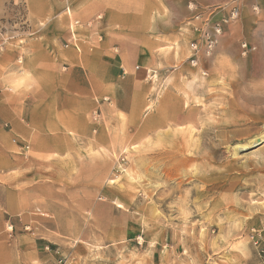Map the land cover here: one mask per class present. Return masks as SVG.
Instances as JSON below:
<instances>
[{"label":"rangeland","instance_id":"obj_1","mask_svg":"<svg viewBox=\"0 0 264 264\" xmlns=\"http://www.w3.org/2000/svg\"><path fill=\"white\" fill-rule=\"evenodd\" d=\"M244 1L0 0V51L22 37V72L31 41L43 36L63 48L71 30L89 50L108 41L124 60L154 54L149 110L163 119L138 141L127 130L104 182L119 190L109 201L128 215L125 236L102 238L88 214L85 237H66L36 208L3 220L0 264H12L14 240L28 258L27 238L41 264H264V24L243 32ZM233 8L238 16L223 23L212 51L200 42L192 52L195 26L204 25L194 11L209 28ZM256 136L261 142L251 144Z\"/></svg>","mask_w":264,"mask_h":264},{"label":"crops","instance_id":"obj_2","mask_svg":"<svg viewBox=\"0 0 264 264\" xmlns=\"http://www.w3.org/2000/svg\"><path fill=\"white\" fill-rule=\"evenodd\" d=\"M239 9L243 32L260 30L264 0H245ZM68 20L73 21L70 11ZM18 36L0 51V226L6 217L13 221L38 208L66 237H85L88 214L103 227L102 238L125 236L128 215L109 201L119 190L104 182L113 176L127 130L138 141L148 124L162 123L149 110L154 54L137 50L124 60L108 41L89 50L71 30L63 48L43 36L31 41L22 72ZM100 192L107 202L97 197ZM25 242L31 255L20 257L14 240L11 263L41 264L34 240Z\"/></svg>","mask_w":264,"mask_h":264},{"label":"built area","instance_id":"obj_3","mask_svg":"<svg viewBox=\"0 0 264 264\" xmlns=\"http://www.w3.org/2000/svg\"><path fill=\"white\" fill-rule=\"evenodd\" d=\"M194 12H195L194 13V19L198 20L199 22L204 21L203 22L204 25L202 28L199 26H195V30L200 33V36H199V39L197 41H193L190 43V49L192 52L196 51L197 47H198L197 44L201 42V44L204 47L205 52L209 54L212 51L213 47L215 46L217 36L221 32V28H222L223 23H228V22L236 19L238 16V9L233 8L225 18H222L219 21L212 22L210 24L209 28L207 26L208 24H207L205 18L203 17V13L200 10H195ZM241 46L243 49H246L245 43H243ZM190 63L195 65L196 64V58L192 56L190 58ZM37 211L41 215H45V213H43L39 210H37ZM256 242L257 241H255L254 243H256ZM61 263H62V259H59L56 264H61Z\"/></svg>","mask_w":264,"mask_h":264},{"label":"bare ground","instance_id":"obj_4","mask_svg":"<svg viewBox=\"0 0 264 264\" xmlns=\"http://www.w3.org/2000/svg\"><path fill=\"white\" fill-rule=\"evenodd\" d=\"M262 135H263V134H262ZM262 135H261V136H262ZM259 136H260V135H259ZM262 139H263V138H262ZM259 141H260V140H259V137L256 136L255 138H253V139L250 140V143H251V144H253V143H255V142L258 143ZM260 142H261V141H260ZM249 145H250V144H249ZM240 146H244V145H238V147H240ZM252 146H253V145H252ZM238 147H236V148L239 149Z\"/></svg>","mask_w":264,"mask_h":264}]
</instances>
